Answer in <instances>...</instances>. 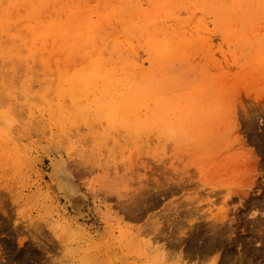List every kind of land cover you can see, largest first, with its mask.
Listing matches in <instances>:
<instances>
[{
	"label": "rangeland",
	"instance_id": "374dc122",
	"mask_svg": "<svg viewBox=\"0 0 264 264\" xmlns=\"http://www.w3.org/2000/svg\"><path fill=\"white\" fill-rule=\"evenodd\" d=\"M0 264H264V0H0Z\"/></svg>",
	"mask_w": 264,
	"mask_h": 264
},
{
	"label": "bare ground",
	"instance_id": "6f19581e",
	"mask_svg": "<svg viewBox=\"0 0 264 264\" xmlns=\"http://www.w3.org/2000/svg\"><path fill=\"white\" fill-rule=\"evenodd\" d=\"M213 229H214V228H213ZM156 249L160 250V251L162 252V254H164V253H165V255H166V256H165V255H164V256H165V257H166V259H167V256H168V254H167V253H166V251H165L166 249L164 250V249H163V248H161L159 245L157 246V248H156ZM156 249H155V250H156ZM170 253H171V252H170ZM170 255H171V254H170ZM170 255H169V257H170ZM164 259H165V258H164ZM179 259H180V258H179ZM182 261H183V260H182ZM183 262H184V261H183ZM184 263H185V262H184Z\"/></svg>",
	"mask_w": 264,
	"mask_h": 264
}]
</instances>
